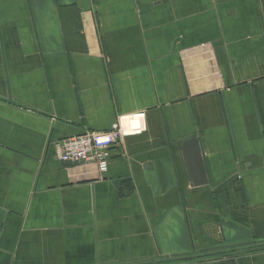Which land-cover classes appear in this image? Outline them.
<instances>
[{
  "label": "crops",
  "instance_id": "obj_1",
  "mask_svg": "<svg viewBox=\"0 0 264 264\" xmlns=\"http://www.w3.org/2000/svg\"><path fill=\"white\" fill-rule=\"evenodd\" d=\"M0 264H264V0H0Z\"/></svg>",
  "mask_w": 264,
  "mask_h": 264
},
{
  "label": "built area",
  "instance_id": "obj_2",
  "mask_svg": "<svg viewBox=\"0 0 264 264\" xmlns=\"http://www.w3.org/2000/svg\"><path fill=\"white\" fill-rule=\"evenodd\" d=\"M145 111L121 115L108 131H88L54 144L57 159L65 164H94L104 175L109 169V151L126 136L147 131Z\"/></svg>",
  "mask_w": 264,
  "mask_h": 264
}]
</instances>
